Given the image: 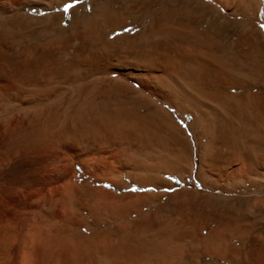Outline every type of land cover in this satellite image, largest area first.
<instances>
[{
	"label": "bare ground",
	"instance_id": "6f19581e",
	"mask_svg": "<svg viewBox=\"0 0 264 264\" xmlns=\"http://www.w3.org/2000/svg\"><path fill=\"white\" fill-rule=\"evenodd\" d=\"M211 1L235 16L242 13L240 0ZM65 2L0 0V264L234 260L244 248L233 241L250 235L244 227L223 229L228 222L215 224L211 211L190 214L182 192L172 196L183 198L176 226L168 227L166 206L146 213L137 208L163 193L133 196L131 184L118 195L114 182L134 173L138 187L154 188L158 180L160 188H173L159 179L183 171L186 153L180 148L186 144L215 186L264 173V163L250 162H264L252 148L264 137L252 136L246 123L252 105L264 112V52L249 33L214 55L211 19L202 20L203 29L195 26L213 10L200 0H93L80 16L74 12L70 25L65 13L53 14ZM157 6L146 25L127 31L138 24L130 15L150 18ZM252 89L258 91L254 99ZM141 212L131 222L135 229L123 234L117 224ZM108 225L115 228L103 231ZM178 246L197 253L187 258ZM260 248L251 247L247 256L256 257L240 264H264Z\"/></svg>",
	"mask_w": 264,
	"mask_h": 264
},
{
	"label": "rangeland",
	"instance_id": "374dc122",
	"mask_svg": "<svg viewBox=\"0 0 264 264\" xmlns=\"http://www.w3.org/2000/svg\"><path fill=\"white\" fill-rule=\"evenodd\" d=\"M92 1L93 0H80L79 3H76L75 7L73 9H71L69 11V13H67L65 15L67 25H70L73 22V20L75 18V16H73L74 12L76 13L77 16H80V14L82 13L83 7L87 6V8L90 9V7H91L90 3ZM200 1L206 2L205 4L206 5L208 4L209 6L208 5L207 6L209 8L216 11V12L215 11L213 12V10H211L212 12L206 11L205 16L202 17V19L195 25V26H198L200 29H203L204 26L202 24L203 23L202 20L207 19V18L211 19L212 22H210L208 28H210L209 29L210 32L212 34H214V36L216 37V39L218 41V47L216 48V50L213 51L214 55H218V57H219L224 52H227L229 50V48L231 46H233L235 43L239 44L240 41L244 40L250 34H251L250 37H252V39L254 40L256 45L259 46L262 49V51L264 52V29L260 28V24L264 23V0H240V2H239L240 5L238 6V8H239L238 11L242 12V13H239L236 16L229 13L224 8L220 7L218 4H216L215 2H213L211 0H200ZM62 7L63 6H61L59 8H55L53 14L64 13L63 11L57 10V9H61ZM158 10H159V6L155 7L151 11L152 14H151V16H149L150 18H145V19L143 18V16L140 13H138L136 15H130L129 16L130 22L132 23L134 21H137L138 24H136L134 29L128 28L127 31L130 33L137 32L140 28H142L144 25H146L147 22H149L153 17L156 16ZM24 13L29 14L32 17L36 16L34 13H29V12H24ZM211 13H212V15H211ZM217 13H218V15H217ZM209 15L212 17H210ZM246 15H249V16H246ZM42 16H45V13H40V17H42ZM223 16L227 18V21L222 19ZM233 19H235L236 21ZM237 20H239V21H237ZM233 21L236 23L234 24ZM243 23H244V25H243ZM237 24H239V25H237ZM247 24H249V25H247ZM250 24H252V25H250ZM246 26L249 28V30ZM125 32H126V30H124L122 32L121 31L120 32H114L112 35H110L109 39H114L115 37L120 36V35L124 34ZM128 32H126V33H128ZM54 58H56V57L54 56ZM248 63L250 64V62H248ZM261 78H262V82H264V67H263L262 72H261ZM85 82H87V80ZM257 92L254 89H252V91H251L252 97L251 98L254 99L253 96H255V95H253V94L257 93ZM263 94H264V88H263ZM252 106H253V108H252ZM252 106L250 107V110H248L249 111L248 117H246L247 126L250 128L252 136L256 137L257 135H259V136L264 137V112L258 110L256 108V106L255 107H254V105H252ZM254 108H256V110ZM145 112H146L145 110H142L141 114L144 115ZM185 117H187V115ZM179 123L181 124V126H183L185 128L186 124H184L183 122H180V121H179ZM252 148L256 154H258V155H261L262 153L264 154V144H262V143L261 144L260 143L254 144L252 146ZM171 149L174 150L175 148H171ZM180 149L181 150L183 149L186 153L184 156V161H183L184 166H185V168L182 169L183 171H181L180 173L177 172L176 174L174 173L173 175H165L163 177V179H159L161 181L166 180L165 181V182H167L166 184H169V183L172 184L173 183V185H174L173 188H170L173 190L165 191V189H168V188H166L165 186L163 188H160L159 187V184H160L159 181L155 180L151 184L154 186V188L153 187L147 188V189H155L154 191H130L132 195L134 194V195L147 196V195L153 194L156 196L159 193H163L165 195L161 200H156V202L148 200L147 202H150V203L145 202L144 204H146V206L140 205L137 208L141 209L142 207H145L143 212L146 213V211L148 212L152 207H156L157 205L163 206V207L166 206L167 207L166 210L163 211L164 212L163 215H165L164 217L166 218L169 215L172 216V217L169 216V218H171L170 219L171 221L168 220L166 225L168 224L167 225L168 227H175L176 226L175 224H177V221L179 219V216H178L179 215V211H178L179 208H177V207L181 206V204H182V202L180 203L178 201H181V199L183 198V197L181 198V196H186L183 199L186 200V202H185V204L187 205L186 208L192 210V212L190 214L195 213L194 210H197L198 212L200 211L199 213L208 212V211L215 212V214H214L215 215V222L213 221L215 224L218 222H221V221H224L226 223L228 222V224H229V225L226 224L225 225L226 227H224V225H222L221 228L227 229V230L228 229H231V230L236 229L235 231H237V229H241L244 227L246 229L247 234L249 233L250 235H253V236L248 235L244 239L234 240L233 245L236 246V248H242V249L244 248L245 250L243 249V251H240L241 253L237 251V253L235 254L234 260H231V258H228L226 260L219 259L218 261L220 264H240V261H242L243 258H245V257H247L248 261H252V258L256 257V256H251V255L247 256V252L251 247L255 246L256 244H257L258 248H260L262 246L261 247L262 249L261 248L260 249L263 252H259V256H260V258H264V173H261L258 175H252L251 177H248L249 180L247 178L245 180H237L236 182L234 181V182L225 183L222 185L216 184V186H215V182L212 181L213 179L208 178L207 175L204 176V173L201 170V164L199 163L198 153L196 150H194V147L192 148L186 144V146H184L183 148H180ZM177 150L178 149H175L174 151L178 153ZM221 162H222V160H220L219 162H216L212 166V171L214 173L223 166L222 165L223 162L222 163ZM237 162H239V161H237ZM250 162L253 165L264 163L263 159H261L260 157L259 158H253V159L251 158ZM169 177H173L174 179H169ZM121 178L116 179V181L114 182V185H116L117 189H118L117 190L118 195H120L121 193L122 194L128 193L129 190L128 189L123 190L122 186L124 188H127L131 184H133V185L135 184L134 186H132V188L135 187L138 189H146V188L137 186L136 183H138V181H137V177L134 173L124 174V175H122ZM210 183L212 184V186ZM78 185H80V183ZM157 186L159 189H156ZM111 188H112V186L111 187H105L104 189L110 190ZM185 191H187V193H184ZM181 192L183 193L180 196L181 199L178 198V200H177V199L172 198L173 195H175L177 193H181ZM92 196H93V191L87 190L86 199L89 202H93V200H91ZM171 198L173 201L171 200ZM149 204H150V206H147ZM221 210L224 212H228V215L230 214L231 216H229V217L225 216L224 217V218L228 217L227 219H223V218H220L219 216H216V215H219L218 212ZM143 212H141L142 214H138V215L134 214V215H131L130 217L127 215L126 216L127 218L125 217V219L122 220L123 221V223L121 222L122 224L121 223L117 224V225H120V229L122 230L123 234L125 231H129V229H131V228H132V231L135 229L134 227L136 225L135 224L132 225L131 222H133V220L134 221L137 220L140 216H142L144 214ZM244 212L245 213L247 212L248 216L241 215V213L243 214ZM157 220H155L154 222L159 223L160 222L159 219H157ZM172 220H173V222H172ZM125 222H128V224ZM170 223L171 224L173 223V225H171ZM150 225L151 224H149L148 226H150ZM157 227H158V224H157V226H156V224H152L150 229H152V228L156 229ZM110 228L113 229V228H115V226L108 225L106 227L107 230H103V231L108 232L111 230ZM247 229H249V230H247ZM114 235H122V234L118 233V234H114ZM254 236L256 237V239H254L256 241L253 242L252 240H253ZM259 236H261V238H262L261 240L257 239ZM178 248L179 249H177V250H180V253L184 254L187 258H190L188 255L194 254V252H195L194 249L191 247L189 249V247L186 248V246H185V248L183 246L182 247L178 246ZM183 248L187 249V250H183ZM195 253H197V252H195ZM149 255H151V253ZM149 260H150V258L148 259V261ZM175 261H176V259H175Z\"/></svg>",
	"mask_w": 264,
	"mask_h": 264
},
{
	"label": "snow or ice",
	"instance_id": "6c2138e0",
	"mask_svg": "<svg viewBox=\"0 0 264 264\" xmlns=\"http://www.w3.org/2000/svg\"><path fill=\"white\" fill-rule=\"evenodd\" d=\"M80 0H69V2H65L61 9H57L58 11H63L65 14L69 13L71 9H73L76 3H79ZM260 28L264 29V23L260 24ZM169 179H174L173 177H169ZM178 182V181H177ZM105 187H111V185H105ZM131 191H154L155 189H138L133 187L130 189ZM173 189H165V191H171Z\"/></svg>",
	"mask_w": 264,
	"mask_h": 264
}]
</instances>
